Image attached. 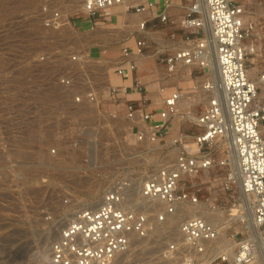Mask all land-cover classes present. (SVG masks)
Here are the masks:
<instances>
[{
  "label": "rangeland",
  "instance_id": "rangeland-1",
  "mask_svg": "<svg viewBox=\"0 0 264 264\" xmlns=\"http://www.w3.org/2000/svg\"><path fill=\"white\" fill-rule=\"evenodd\" d=\"M235 2L248 16L245 41L255 51L248 56L247 69L252 80L257 81L264 74V0ZM56 3V0H0V264H52L50 244L71 213L97 202L104 190L118 181L128 180L135 185L145 179L175 158L177 146L172 144L175 139L183 136V140L191 141L198 132L193 120L185 117V105L179 102L178 118L172 117L169 129H162L157 142L138 141L133 121L126 117L128 102L120 95L123 92L109 87L108 94L104 93L105 74H114V61L110 59L121 50L107 56L101 50L121 44L132 48L129 43L137 40V33L128 29L117 35L121 28L112 19L85 24L84 17L75 10L69 12V24L82 34L60 31V27L49 30L44 19L58 6ZM133 18L132 13L124 15L128 23L134 24ZM156 23H149L146 31L155 30ZM90 26L94 33L83 35V31L92 29ZM168 29L175 36L182 35L176 25ZM105 33L111 35L102 36ZM91 40L93 45L89 43ZM149 48L142 59L153 58ZM74 54L86 56L80 66L70 62ZM155 62L153 65L164 71L162 64ZM62 75L72 76V86H60L58 78ZM181 75L167 77L165 84H175L180 94L187 97L189 111L196 116L211 95L198 85L207 75L195 71L192 75L195 86L191 84L185 89L178 82H184ZM91 92L97 105L83 98ZM129 93V90L124 93L126 100H134ZM77 96L82 97L80 102H75ZM257 100H264V83H258ZM155 123L151 119L147 125ZM227 157L226 152L215 154L217 162ZM230 171L229 162L194 177L197 202H212L215 210L224 214L240 205L239 189L225 186ZM246 205L238 212L244 219L251 215V205ZM179 212L173 222L176 227L186 216ZM239 216H231L225 230L230 244L248 238L247 232L241 230L243 221ZM155 244L152 239L135 242L119 264H174L158 259L159 247Z\"/></svg>",
  "mask_w": 264,
  "mask_h": 264
},
{
  "label": "built area",
  "instance_id": "built-area-1",
  "mask_svg": "<svg viewBox=\"0 0 264 264\" xmlns=\"http://www.w3.org/2000/svg\"><path fill=\"white\" fill-rule=\"evenodd\" d=\"M56 1L58 6L44 19L47 29H58L61 19L70 23L69 13L65 18L61 16L66 7L71 6L70 3ZM173 1L161 0L160 22L170 21L166 10ZM72 2L77 6L75 11L90 20L99 19L103 12L116 6L122 7L124 13L143 15L155 5L152 0ZM185 10L180 22L182 45L160 61L169 73L180 66H197L205 70L212 52L210 47L213 49L220 78L216 83L205 85L211 96L203 112L193 120L197 134L191 141L183 140V136L175 139L172 142L177 146L175 158L141 180L140 184L118 181L104 190L98 206L79 210L52 242V264H119L120 258L130 252L135 242L147 239L156 242L158 259L163 262L251 264L253 252L243 244L237 247L233 258L227 253H219L207 262V244L216 238L217 228L202 218L183 219L177 224V234L169 231V220L177 217L180 208L197 202L192 179L215 165L223 166L229 162L236 172L230 171L224 180L225 186H235L249 198L252 222L264 255V100H257L258 83L252 80L247 69L248 56L255 50L245 41L248 28L243 24V9L235 0H193ZM203 17L210 30L209 38H205ZM147 23V19L137 22L133 29L138 35L137 40L132 48H122L120 65L131 55H143ZM170 36L175 37L174 34ZM85 57L74 54L70 62L80 66ZM126 63L128 71L137 69L134 62ZM124 71L120 66L116 73L122 75ZM259 81L264 82V74L258 77ZM58 82L60 86L69 87L73 78L62 75ZM127 90L143 93L138 83ZM122 91L127 92L125 89ZM179 97L178 92H171L164 98L163 109L159 113L162 124L155 126L147 125L152 118L151 113L143 111L147 98L142 97L138 104L126 105V117L133 121L132 128L136 129L138 141L153 144L159 140L165 123L176 115ZM83 98L94 101L92 92ZM80 99L82 97L74 98L75 102H80ZM220 151L226 152L228 157L217 162L215 154Z\"/></svg>",
  "mask_w": 264,
  "mask_h": 264
},
{
  "label": "crops",
  "instance_id": "crops-1",
  "mask_svg": "<svg viewBox=\"0 0 264 264\" xmlns=\"http://www.w3.org/2000/svg\"><path fill=\"white\" fill-rule=\"evenodd\" d=\"M152 1L155 2V5L146 14H143V15L132 14L134 16V18H133L134 21H136L134 24H137V21H140L142 19L148 20L147 25L149 23L154 22V21L157 22L156 26H155V30L146 31L145 35H143V39L146 42V47L144 48L143 52H145V50H147L148 46L150 47L148 50L153 51V54H152L153 58L150 62L148 61V63H147V62L142 61L143 57L139 59V57L137 55H131L127 60H125V62H123L122 65H120L121 53L120 54H117V53H118V50H122V48H124V47H130L127 44L126 45L121 44L118 46H111V47L105 46L101 50L104 52L106 51V54L104 53V56L105 55L106 56L107 55H113V54L118 55V56L116 55L114 59H110V60L114 61V64H113V73L114 74H112L113 76L110 75V78L112 79L113 84L115 83L112 86L113 89H118V91L120 90V92L122 93L123 89H125V91H127L128 88H133L135 83L136 84L138 83V85H141L143 88V93H139L136 90L129 93V95L134 97V100L127 101L126 100L127 95H125L124 93L120 94V95H122L123 100H125V102L133 103V104H138L141 101L142 97L147 98L148 101H147L146 106L143 107V111L149 112L152 114L151 119L156 120V123L152 126H155V125L162 124L159 113L163 109L162 105H163L164 98H166L171 92H178L180 94L178 89L175 88V84L168 86L165 84L166 82L164 80H166L167 77H170L174 74L180 75L181 73H183V69L186 68L185 66H180L176 69L175 72L169 73L165 67V64L160 61V59L164 55L171 54L176 48H178L182 45V40H181L182 35H180V36L174 35L175 37L172 38L170 35L173 34V31L172 30L169 31L168 28L172 25H176V28H179V30H180V22L186 13L185 7L188 4H190L191 1H193V0H174L172 2L171 6L166 10V14L170 20L167 23H162L158 20V15L162 9V6L160 5L161 0H152ZM112 10H113V8L103 12V14H101V17L99 19H96V20L87 19L79 13H78V15L81 17H84L83 19H84L85 24H89V23L93 24L97 20L98 21H103V20L108 21L109 19H112L115 23H118V16L116 13H114L116 16L114 14H112L111 13ZM113 11L118 12V10H113ZM125 15H126V13H125ZM92 27L93 26H90V28H92ZM94 31L95 30L92 28L91 30H88L87 33L89 32L90 34L91 33L93 34ZM129 44H132V47H133L135 44V40H134V42H130ZM130 61L134 62L137 66V69L133 72L128 71V68H127L126 62H130ZM155 61H159L162 64L164 71L158 69L157 67H155L153 65V63L156 64ZM120 66L125 70L122 75H118L116 73V70ZM189 68H190V74L189 75L191 77V82L188 83V82L178 81L179 84L184 87V89L187 88L191 84H193V87L195 86L196 83L194 81H192V75L195 71L205 72L203 69H201L197 66H189ZM180 70L182 72H180ZM162 74H166L167 76L162 79V78H160ZM170 81L172 83L174 81V78L171 79ZM122 87H123V89H122ZM167 87H170L169 90ZM157 94H159V95H157ZM180 98H181V96L177 100L178 104L180 102ZM208 100H209V98H208ZM177 103H176V106H178ZM206 105H205V107H206ZM205 107H204V109H205ZM203 110L199 114H201L203 112ZM198 115H196L195 118ZM171 119H172V117L165 123L164 128H163L164 131H165V129L166 130L169 129L168 125L170 124V122L172 123Z\"/></svg>",
  "mask_w": 264,
  "mask_h": 264
},
{
  "label": "bare ground",
  "instance_id": "bare-ground-1",
  "mask_svg": "<svg viewBox=\"0 0 264 264\" xmlns=\"http://www.w3.org/2000/svg\"><path fill=\"white\" fill-rule=\"evenodd\" d=\"M73 0H66V2H68V3H71V6L68 8V7H66V9H65V11L62 13V18H65V16H66V14H68L69 12H71V11H74L76 8H77V6H73V2H72ZM113 10H118V12L117 11H114L116 14H119V16H118V23H119V25H120V30L118 31V33H117V35H119V33L121 34H123V32H125V31H127L128 29H131V31H133V29H135V26H136V24H132V22L130 23H128V22H126L125 21V19H124V15H125V13L123 12V8L122 7H120V6H116V7H114L113 8ZM112 10V11H113ZM70 14V13H69ZM242 18H243V24H244V26H246V22H247V19H248V16L246 15V13L244 12V10H243V14H242ZM136 21H134L133 23H135ZM137 22H139V21H137ZM202 22H203V24H204V30H205V38H209V36H210V30H209V27H208V25H207V23L205 22V17H203L202 18ZM38 25V24H37ZM50 30V29H49ZM52 30H54V29H52ZM59 30L60 31H62V30H68V31H71V32H73V33H79V32H81V34H82V31L81 30H79V29H75V28H72L71 27V25L68 23V22H66L65 21V19H64V21L62 22V19H61V26H60V28H59ZM113 31V30H112ZM85 33H87V31H83V35L85 34ZM89 33V32H88ZM94 33V32H93ZM114 33V32H113ZM90 34V33H89ZM64 35V34H63ZM111 34L110 33H105L104 35H102V36H110ZM113 35V34H112ZM116 35V34H115ZM122 37V36H121ZM90 39H92V38H90ZM122 39V38H121ZM126 39V38H125ZM119 40V39H118ZM117 40V41H118ZM105 42V41H104ZM89 43L90 44H92L93 43V41L91 40V42L89 41ZM105 44V43H104ZM93 45V44H92ZM210 50H212V52H211V54H210V56H209V61H208V68L207 69H205L204 71H205V73H206V75H207V78L206 79H203V80H200V81H198V85H200V86H202V90H204L205 91V85L207 84V83H216V82H218L219 81V78H220V76H219V71H218V65H217V60H216V56H215V54H214V52H213V49L210 47ZM156 56V55H155ZM139 57V59L140 58H142L143 57V55H141V56H138ZM151 60H152V58H151ZM151 60H149V62L151 61ZM142 61H144V62H147L148 63V58L146 59V58H144V59H142ZM145 64V63H144ZM165 68V67H164ZM190 68L189 67H186V68H184L183 69V75L181 76V79H183V81L184 82H191V77H190V75L188 74V70H189ZM180 72H182L181 70H180ZM179 72V73H180ZM248 72L250 73V70H248ZM167 75L166 74H162L161 75V77L160 78H165ZM104 79H106V87H105V89H104V93H107L108 94V92H107V89L109 88V87H112L114 84H113V81H112V79L110 78V74H108V72H107V76H106V74H105V76H104ZM172 79V78H171ZM257 83H260V84H262V83H264V82H258V80H257ZM172 85V84H171ZM122 89H123V87H122ZM36 91V90H35ZM156 95V94H155ZM157 95H159V94H157ZM180 96H181V98H180V103L182 104H184L185 106H184V113L186 114L185 115V117L186 118H188V119H191V120H194L195 119V116H193V114L189 111V105H190V103L188 102V100H186V96H184L183 94H180ZM37 97V96H36ZM38 99H39V97H38ZM156 100V99H155ZM97 103H98V101H97V99L95 98L94 99V104L95 105H97ZM208 103V100H206V102L204 103V104H207ZM157 106V105H156ZM176 118H178L177 117V114L176 115H174ZM181 117V116H180ZM135 119H138V118H135ZM109 120V119H108ZM141 121V120H140ZM162 121V120H161ZM125 122V121H124ZM141 124H142V122H141ZM104 125H108V123L107 124H104ZM115 125V124H114ZM119 125V124H118ZM123 125V127H124V124H122ZM122 125H121V127H122ZM143 125V124H142ZM116 126V125H115ZM145 126V125H144ZM104 127V126H103ZM102 127V128H103ZM106 127V126H105ZM131 128V127H130ZM99 129H101V128H99ZM106 129V128H105ZM107 129H108V127H107ZM120 128H118V130H119ZM122 129V128H121ZM263 130H264V127L262 128ZM110 130V129H109ZM117 130V131H118ZM123 130V129H122ZM102 131V130H101ZM51 132L52 131H50V134H51ZM105 132H106V130H105ZM109 132V131H108ZM112 132H113V130H112ZM110 133V132H109ZM113 133H115V132H113ZM122 133V132H121ZM49 134V135H50ZM108 134V133H107ZM110 134H112V133H110ZM116 134H117V132H116ZM119 134V133H118ZM124 134V133H123ZM122 135V134H121ZM55 137V139L57 138L56 136H54ZM45 138V137H44ZM51 138V137H50ZM49 139V138H48ZM54 139V138H53ZM42 141V140H41ZM122 141V140H121ZM46 142V141H45ZM48 142V141H47ZM123 142V141H122ZM141 147H143V146H141ZM134 148V147H133ZM130 152H131V150H129ZM136 151H137V149H136ZM149 151V150H148ZM144 152V151H143ZM133 153H135V152H133ZM135 154H137L138 155V153L136 152ZM139 156H143V154H140L139 153ZM128 157V156H127ZM129 158V157H128ZM134 159V158H133ZM233 159V158H232ZM150 160V159H149ZM118 161V160H117ZM58 164V163H57ZM236 168L233 166V167H231V172L234 174L235 172H236V170H235ZM150 175H148L147 177H149ZM147 177H145V178H147ZM142 179H144V178H142ZM138 184H140V181L138 182ZM137 184V185H138ZM77 185V184H76ZM105 192V191H104ZM103 192V193H104ZM240 194H241V192H240ZM241 196H242V203L240 204V205H235L234 206V208H231V209H229V210H227L226 212H228L227 214H224L225 212H223V211H219V210H215V207H214V205L212 204V202H207V203H198V202H195V203H190V204H187V205H184V206H182L181 208H180V210H181V213H182V215H186L185 217H184V219H187V218H192V217H198V218H202V219H204V220H206V221H208V222H210V223H212L213 225H215L216 226V228H217V236H216V238L215 239H213L212 241H209L208 242V244H207V247H208V250H207V252H206V256H205V258H206V261L208 262L209 260H211V259H213L217 254H219V253H227L231 258H233V256L236 254V249H237V247L238 246H240L241 244H243V245H245V246H247L249 249H251L252 250V252H253V257L254 258H256V261H254V262H252L251 264H264V255H263V252H262V250H261V247H260V243H259V236H258V233H257V230H256V228L254 227V225H253V222H252V211H251V215L249 216V218H247V219H244V217L243 216H239V214H238V212H239V210H241L243 207L242 206H244V205H246V204H248L249 203V198H247L245 195H242L241 194ZM101 197H102V195H101ZM101 197H100V199L99 200H97V202H94V203H92V204H90V205H88V206H84V207H82V208H80V209H78V210H76V211H74L73 213H71V215H70V218L68 219V220H66L64 223L65 224H61V228L59 227L58 228V235L60 234V231H61V229L68 223V222H70V221H72L73 219H74V217H75V215H76V213L79 211V210H81V209H85V208H90V207H96V206H98L99 205V203H100V201H101ZM213 198V197H212ZM239 200V199H238ZM198 206H201L200 208L202 209H198ZM247 206V205H246ZM212 208H213V210H212ZM244 209V208H243ZM245 209H246V207H245ZM209 212V213H208ZM243 214V213H242ZM248 214V213H247ZM235 216L236 217V215L237 216H239L241 219H242V221H243V226H242V228H241V230L243 229L244 231H246L247 232V237L248 238H246V239H244L243 240V242H241V243H238V244H235V243H232V244H230L231 242H229V240L227 239V237H226V233H225V230L227 229V227H228V223H229V221H231L230 220V217L231 216ZM234 218V217H233ZM175 219H176V216H174L171 220H169V223H168V225H169V231H170V233L171 234H177L176 233V231H177V229H176V226H173V222L175 221ZM180 222V221H179ZM178 224V223H177ZM239 228V229H240ZM58 237V236H57ZM56 239V238H55ZM52 244V243H51ZM51 244H50V247H51ZM214 244V247H212V245ZM123 257V256H122ZM122 257L120 258V260L122 259ZM259 257V259H257Z\"/></svg>",
  "mask_w": 264,
  "mask_h": 264
}]
</instances>
